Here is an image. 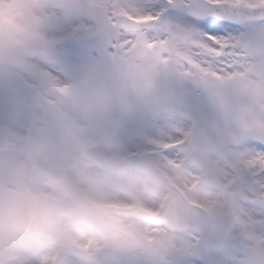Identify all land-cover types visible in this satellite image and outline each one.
Returning <instances> with one entry per match:
<instances>
[{
	"label": "rangeland",
	"instance_id": "obj_1",
	"mask_svg": "<svg viewBox=\"0 0 264 264\" xmlns=\"http://www.w3.org/2000/svg\"><path fill=\"white\" fill-rule=\"evenodd\" d=\"M125 4L127 0H36L39 11L36 46L22 54H0V139L8 133L19 144H25L40 136H50L32 118L31 107L43 106L56 117L75 121V115L65 112L53 92L64 88L72 100L87 84L102 83L110 90L116 106L103 121L86 130L89 140L94 141L104 131L114 134L124 156L135 150L166 147L167 143L184 139L187 131L192 130L181 148L172 151L158 148L156 156L143 158L146 170L142 176L147 177V183L141 179L114 186L106 193L105 201L126 200L134 204L141 200L148 210L154 211L167 192L168 183L162 177L168 174L192 201L212 210V215L231 222V212L235 211L234 218L239 217L237 232L232 245L227 242L219 250L206 249L202 244L196 245L194 237L186 232L131 221L122 216L124 213L111 209L114 235H96L97 244L90 253L75 248V243L84 244L86 239L70 238L63 245L64 263L95 264L93 257L101 252L100 245L107 244L115 252L107 264H163L166 254L158 250L159 245L170 241L180 256L177 264H194L195 259L205 264H264V254L259 253L257 244L259 235L256 234V241L243 237L244 224L250 233L261 231L264 237V185L243 178L235 180V187L223 189L235 193L230 197L218 193V184L214 182L221 181L223 185L238 178L240 170L235 176L230 169L242 166L237 151L238 136L242 130L264 135V123L248 110L236 112L224 122L217 119L216 109L207 102L188 103V96H202L206 89L180 75L183 67L180 53H168L163 42L142 31L141 26L138 31L111 27L115 14H125L122 8L115 12L113 6ZM220 34L245 36L251 44L249 56L258 58L264 53V28L260 26L250 36L243 30L228 33L225 29ZM63 36L78 40L71 54L68 51L48 56L35 54L51 50V44ZM30 53L33 55L28 56ZM193 157L200 166L193 163ZM171 161L182 165L172 166ZM150 238L155 241L149 249L159 251L158 257L153 258L143 248ZM57 248L29 257L30 264H41L42 257L49 264ZM0 264L8 262L0 259Z\"/></svg>",
	"mask_w": 264,
	"mask_h": 264
},
{
	"label": "clouds",
	"instance_id": "obj_2",
	"mask_svg": "<svg viewBox=\"0 0 264 264\" xmlns=\"http://www.w3.org/2000/svg\"><path fill=\"white\" fill-rule=\"evenodd\" d=\"M35 3L0 0V54L13 56L36 46ZM115 106L110 90L93 81L64 103L76 120L56 117L53 136L25 144L8 133L0 139V259L30 264L29 257L62 247L70 238L114 235L103 207L106 193L141 179L147 183L121 155L117 136L107 131L94 141L85 136Z\"/></svg>",
	"mask_w": 264,
	"mask_h": 264
},
{
	"label": "snow or ice",
	"instance_id": "obj_3",
	"mask_svg": "<svg viewBox=\"0 0 264 264\" xmlns=\"http://www.w3.org/2000/svg\"><path fill=\"white\" fill-rule=\"evenodd\" d=\"M121 8L126 14L121 18L144 19L142 31L158 37L168 53L181 54L185 80L205 86L204 95L192 94L188 103L207 102L224 122L248 110L264 123V53L249 56L251 44L245 36L220 34L243 30L250 36L255 27L264 28V0H127L113 6L115 12ZM257 73L259 88L254 83ZM237 151L242 178L264 185V135L242 130Z\"/></svg>",
	"mask_w": 264,
	"mask_h": 264
},
{
	"label": "water",
	"instance_id": "obj_4",
	"mask_svg": "<svg viewBox=\"0 0 264 264\" xmlns=\"http://www.w3.org/2000/svg\"><path fill=\"white\" fill-rule=\"evenodd\" d=\"M65 45H66L65 43L58 44L57 48H59V49L66 48ZM257 77H259V73H257ZM58 97H59L62 104H64L66 102L64 100V98H62L60 96H58ZM33 116L35 119L39 120L40 122H42L43 124H45L47 126H53V124L55 122V119L52 115H50L45 110H42L40 108L35 110V112L33 113ZM111 255H112L111 249H107L106 255L101 260V262L105 263L107 260H109L111 258Z\"/></svg>",
	"mask_w": 264,
	"mask_h": 264
},
{
	"label": "flooded vegetation",
	"instance_id": "obj_5",
	"mask_svg": "<svg viewBox=\"0 0 264 264\" xmlns=\"http://www.w3.org/2000/svg\"><path fill=\"white\" fill-rule=\"evenodd\" d=\"M148 247H145V249H147Z\"/></svg>",
	"mask_w": 264,
	"mask_h": 264
}]
</instances>
